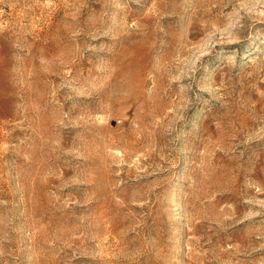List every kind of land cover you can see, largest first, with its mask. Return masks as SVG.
Masks as SVG:
<instances>
[{"label":"rangeland","instance_id":"obj_1","mask_svg":"<svg viewBox=\"0 0 264 264\" xmlns=\"http://www.w3.org/2000/svg\"><path fill=\"white\" fill-rule=\"evenodd\" d=\"M0 264H264V0H0Z\"/></svg>","mask_w":264,"mask_h":264}]
</instances>
